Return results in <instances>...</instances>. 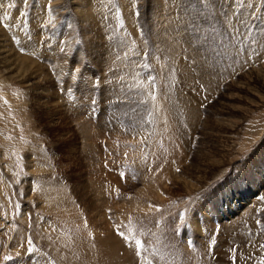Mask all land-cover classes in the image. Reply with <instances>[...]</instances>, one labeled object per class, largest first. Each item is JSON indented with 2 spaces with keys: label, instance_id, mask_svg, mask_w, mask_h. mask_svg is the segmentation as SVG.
<instances>
[{
  "label": "rangeland",
  "instance_id": "rangeland-1",
  "mask_svg": "<svg viewBox=\"0 0 264 264\" xmlns=\"http://www.w3.org/2000/svg\"><path fill=\"white\" fill-rule=\"evenodd\" d=\"M0 34V264H264V0H0Z\"/></svg>",
  "mask_w": 264,
  "mask_h": 264
},
{
  "label": "bare ground",
  "instance_id": "bare-ground-1",
  "mask_svg": "<svg viewBox=\"0 0 264 264\" xmlns=\"http://www.w3.org/2000/svg\"><path fill=\"white\" fill-rule=\"evenodd\" d=\"M163 0H161V2H162ZM161 8V7H160ZM92 13H93V11H92ZM98 14H100V13H98ZM160 15V14H159ZM89 17V16H88ZM162 24V23H161ZM168 24V23H167ZM167 27V26H166ZM169 28V27H168ZM167 28V31L169 30ZM162 31H163V29H162ZM165 32H166V30H165ZM159 33V32H158ZM164 33V32H163ZM164 36V35H163ZM166 38V37H165ZM168 39V38H167ZM163 42V41H162ZM5 40L3 39V36L0 34V63L2 64V65H4L5 66V68L6 69H10V70H13V71H16L15 73H18L17 71H18V68H17V65L18 64H16L15 63V60L14 59H11V58H13V55H12V52H11V50L10 49H8L7 48V46H5ZM99 43V42H98ZM18 52V51H17ZM68 52V51H67ZM20 66V65H19ZM32 68V67H31ZM121 68V67H120ZM9 72V71H8ZM25 73V72H24ZM41 74V73H40ZM35 77V76H34ZM33 78V77H32ZM31 79V78H30ZM31 81V80H30ZM41 92V91H40ZM175 103V102H174ZM173 109V108H172ZM172 111V110H171ZM168 115V114H167ZM170 115V114H169ZM169 117V116H168ZM171 118V115H170V117L169 118H166V119H170ZM173 120V119H172ZM169 122V124L171 123V121H168ZM172 124V123H171ZM173 125H174V123H173ZM178 127V126H177ZM171 128H173V126H171ZM170 129V127L169 128H167V130H169ZM177 129V128H176ZM178 131H180L179 129H177ZM180 133V132H179ZM167 134V133H166ZM168 140H169V138H168ZM167 140V141H168ZM171 140V139H170ZM169 140V142H171V141H173V140H171L170 141ZM165 143V142H164ZM167 144H168V142H167ZM164 154V153H163ZM167 154V153H166ZM166 154H164V155H166ZM172 154V153H171ZM168 155V154H167ZM163 158H165L164 156H162ZM169 159H170V157H169ZM165 160V159H164ZM167 161H168V159H166ZM166 174V173H165ZM158 182V181H157ZM195 190V189H194ZM162 197V196H161ZM72 217V216H71ZM76 219H77V217H75V219L73 218V220H75L76 221ZM75 221H73V222H75ZM71 222H72V220H71ZM73 224H75V223H73ZM150 224V223H149ZM78 226H79V224H78ZM80 227V226H79ZM229 229V228H228ZM50 231V230H49ZM89 233H91V232H89ZM102 234V233H101ZM227 234H228V232H227ZM95 235H97V234H95ZM98 235H100L99 233H98ZM103 235V234H102ZM57 236V235H56ZM104 236V235H103ZM107 237V236H106ZM229 237V236H228ZM77 239V238H76ZM82 239V238H81ZM86 239V238H85ZM89 239V238H88ZM88 239H86L85 241H87ZM102 239V238H101ZM63 240H64V237H63ZM74 241H75V239H74ZM78 241V240H77ZM77 241H75V242H77ZM81 241H83V240H81ZM85 241H84V243L83 244H86L85 243ZM90 241V240H89ZM93 241V240H92ZM92 241H90L91 242V244H94V243H92ZM225 241H227V240H225ZM75 242H73V243H75ZM79 242V245H77V246H80V245H82V243L80 242V240L78 241ZM81 243V244H80ZM89 243V242H88ZM97 243H99V244H96L95 243V245H92V246H89V245H85L86 247L87 246H89V247H96L97 245V248L98 247H105V251H106V255H107V257H109V258H111L112 259V261L113 262H115V263H117V264H122V262H123V258L124 257H121V255H120V257H119V255H118V252L120 251V249H122V248H120L119 246L121 245V244H118L117 243V241H115L114 239H109V240H105V241H103V242H98V240H97ZM71 244V243H70ZM78 244V243H77ZM118 245V246H117ZM69 246V245H68ZM72 246V245H71ZM75 246H76V243H75ZM67 247V246H66ZM65 247V248H66ZM81 248L82 247H84V246H80ZM80 247H78L79 249H80ZM89 247H87V248H89ZM85 248V247H84ZM91 248V249H92ZM96 248V249H97ZM70 250H71V248H69ZM68 249V250H69ZM73 249V248H72ZM76 247H75V250H74V252L76 253V252H79V250L78 251H76ZM90 249V250H91ZM117 249H119V250H117ZM73 250H71V252L73 251ZM81 250V249H80ZM87 250V249H86ZM89 249H88V251H84L83 249H82V251H80L79 253L81 254V252H83L84 251V253H88L89 251H90ZM93 250H95V248H93ZM102 251V250H101ZM123 251V250H122ZM122 251H120V252H122ZM70 252V253H71ZM93 252V251H92ZM98 252V251H97ZM91 253V252H90ZM89 253V255H91ZM96 254H98V253H96ZM99 254H100V251H99ZM123 254V253H122ZM124 254H126V253H124ZM123 254V255H124ZM129 254V253H128ZM72 255H74V254H72ZM71 255V260L73 259L72 256ZM76 255V254H75ZM75 255H74V258H77L78 259V257H75ZM83 255V254H82ZM85 255V254H84ZM88 255V254H87ZM89 255H88V257L87 258H89V259H91V258H94L95 256H93L92 257V255L89 257ZM94 255H95V253H94ZM100 255H102V254H100ZM67 256V255H66ZM68 256H69V254H68ZM67 256V257H68ZM79 256V255H78ZM98 255H96V257H97ZM125 256V255H124ZM127 256V255H126ZM81 257V256H80ZM79 257V258H80ZM84 257H86V255L84 256ZM95 257V259H97ZM70 258V257H69ZM101 258H103V257H101ZM105 258H106V256H105ZM120 258H122L121 260H120ZM126 258H128V257H126ZM125 258V259H126ZM86 259V258H85ZM99 259V258H98ZM97 259V260H98ZM107 259V258H106ZM131 259V258H130ZM130 259H129V261H130ZM80 260L82 261V259L80 258ZM88 260V259H87ZM87 260H85V262L87 261ZM93 261H95L94 259H92ZM110 260V259H109ZM126 260H128V259H126ZM126 260H124V261H126ZM75 261V260H74ZM78 261H79V259H78ZM83 261H84V258H83ZM91 260H89V262H90ZM102 261V260H101ZM103 261H105V260H103ZM107 261V260H106ZM119 261H122V262H119ZM88 262V261H87ZM92 262V261H91ZM97 262V261H96ZM95 262V263H96ZM80 263V262H79ZM105 262H103V264H104ZM110 263H112V262H110ZM128 263V262H127ZM127 263H125V264H127ZM131 263H133V261L131 262ZM86 264H88V263H86ZM90 264V263H89ZM98 264H99V262H98ZM124 264V263H123Z\"/></svg>",
  "mask_w": 264,
  "mask_h": 264
},
{
  "label": "snow or ice",
  "instance_id": "snow-or-ice-1",
  "mask_svg": "<svg viewBox=\"0 0 264 264\" xmlns=\"http://www.w3.org/2000/svg\"><path fill=\"white\" fill-rule=\"evenodd\" d=\"M121 235H123V234L121 233Z\"/></svg>",
  "mask_w": 264,
  "mask_h": 264
}]
</instances>
